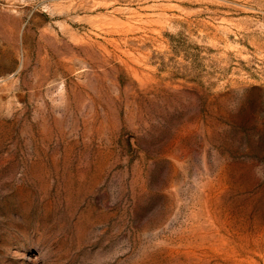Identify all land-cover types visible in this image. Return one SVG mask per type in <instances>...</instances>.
I'll list each match as a JSON object with an SVG mask.
<instances>
[{"label": "rangeland", "instance_id": "obj_1", "mask_svg": "<svg viewBox=\"0 0 264 264\" xmlns=\"http://www.w3.org/2000/svg\"><path fill=\"white\" fill-rule=\"evenodd\" d=\"M0 264H264V0H0Z\"/></svg>", "mask_w": 264, "mask_h": 264}]
</instances>
